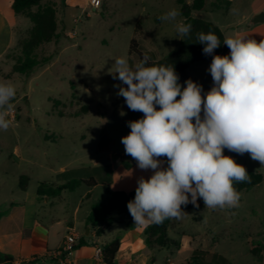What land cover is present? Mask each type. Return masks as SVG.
I'll return each instance as SVG.
<instances>
[{
  "label": "rangeland",
  "instance_id": "obj_1",
  "mask_svg": "<svg viewBox=\"0 0 264 264\" xmlns=\"http://www.w3.org/2000/svg\"><path fill=\"white\" fill-rule=\"evenodd\" d=\"M261 1L230 0L228 9L217 10L214 0H208L204 10L192 15L219 27L224 38H250L246 25L252 17L248 15ZM5 2L9 0H0V4ZM47 6L55 12L57 35L34 51L46 63L27 76L5 78L13 61L1 60L6 65L0 66V82H11L16 96L8 117L11 125L7 131L0 130V209L8 199H32L39 183L54 186L92 178L93 187L82 183L58 197H39L44 209L59 218L69 217L83 236L85 217L93 205L107 204L111 192L134 189L141 177L153 174L151 169H139L125 153L121 138L131 131L128 123L137 119L118 95L125 85L110 71L117 57H126L133 66L139 62L136 54L128 53L132 38L150 60L178 48L181 39L175 22L158 18L180 6L178 0H100L97 8L89 0H44L31 12ZM20 16L8 52L13 58L20 53L18 40L32 27ZM177 21L182 22L181 15ZM210 64L195 62L186 71L202 83L205 93L213 86ZM225 152L246 170L261 173L263 180L240 192L238 207L213 210L202 199L197 201L199 207L182 205L186 214L171 219L166 231L171 245L151 249L149 264H264V166L247 153ZM160 159L165 167L166 158ZM22 175L27 177L25 192L19 188ZM129 177L135 181L132 185L125 184ZM116 231L115 224L105 229L101 242L113 239Z\"/></svg>",
  "mask_w": 264,
  "mask_h": 264
},
{
  "label": "clouds",
  "instance_id": "obj_2",
  "mask_svg": "<svg viewBox=\"0 0 264 264\" xmlns=\"http://www.w3.org/2000/svg\"><path fill=\"white\" fill-rule=\"evenodd\" d=\"M230 11L235 12L236 9ZM179 9H170L158 19L175 22L180 39L192 25L178 22ZM203 53L212 55L208 71L213 86L206 93L191 79L178 82L173 65H152L145 55L134 66L126 57L114 61V79L131 111L143 113L130 121L131 131L121 138L125 153L141 170H153L141 177L135 197L127 203L134 224L145 228L166 219H180L182 205L206 208L238 207L240 193L234 182H251L246 168L224 150L250 155L264 166V40L259 43L244 35L225 37L228 55H213L221 40L213 32L197 34ZM16 88L0 82V130L11 125ZM179 97V99H177ZM161 157L166 158L163 167Z\"/></svg>",
  "mask_w": 264,
  "mask_h": 264
},
{
  "label": "trees",
  "instance_id": "obj_3",
  "mask_svg": "<svg viewBox=\"0 0 264 264\" xmlns=\"http://www.w3.org/2000/svg\"><path fill=\"white\" fill-rule=\"evenodd\" d=\"M11 9L15 15H24L32 24L31 29L24 39H20L17 45L20 48V53L15 58L10 57L7 53L4 58H10L13 63L10 68V72L5 75V78H9L12 75H24L27 76L33 72V70L46 63L47 59L39 60L34 53V51L41 45L51 42L56 38V22H55V12L52 7H44L41 10H36L31 12L33 7H38L39 4L44 0H10ZM208 0H191L190 3H186L183 0H178L180 6L179 11L182 17V22L185 24H191L192 29L188 36L183 37L180 40V45L178 48L168 53L165 57L158 60H149L148 65H173L176 73L179 76V83L182 87L186 86L185 81L188 79L202 85L200 81H197L189 77L186 73L187 69L195 62L201 61H212V55H205L203 53V44L198 43L197 34L200 32L208 33L209 31L215 33L221 40V45L218 47L213 55H228L227 45L223 43L224 35L221 29L214 24L198 19L192 14L196 11H202L205 9ZM215 9H228L230 6V0H214L213 3ZM138 27V24L136 25ZM129 55L136 54L139 61L144 57L137 49V42L134 38L130 41ZM125 87H127L125 85ZM203 87V85H202ZM179 99V97H177ZM136 119H141L143 113L135 112L133 113ZM224 155H227L224 150ZM228 156V155H227ZM167 163L165 161V167ZM251 176V182L237 183L234 182V187L240 193L244 190H249L259 184L263 180V175L258 172L248 171ZM22 182H25L24 184ZM27 177H19V188L25 191L27 188ZM86 184L87 186H95V181L90 178L89 180H70L64 184L46 186L45 183H39L36 188V195L38 197H56L60 195L62 191L68 190L73 191L80 184ZM135 189L128 192L123 190H115L111 192L107 204H96L93 205L91 211L86 217V226L96 230V235L100 236L102 231L99 227L104 224L105 227H109L112 222L111 215L117 213L121 217V221L125 224V227L129 230L135 229L137 226L134 224L133 218L130 215L127 203L134 199ZM171 219H166L161 224H153L147 228H143L142 237L144 244L148 248H167L171 245V241L167 238L166 231L169 227ZM83 245V241H79L75 248ZM120 238L117 236L109 243L105 244L101 248V255L104 264H115V256L119 250ZM74 248V249H75ZM196 250H194L195 252ZM207 254L208 252H203ZM4 261L11 262L8 256H3Z\"/></svg>",
  "mask_w": 264,
  "mask_h": 264
},
{
  "label": "crops",
  "instance_id": "obj_4",
  "mask_svg": "<svg viewBox=\"0 0 264 264\" xmlns=\"http://www.w3.org/2000/svg\"><path fill=\"white\" fill-rule=\"evenodd\" d=\"M261 12L264 13V0L250 11L248 17L251 18ZM17 17L21 16L13 13L10 0L5 2V5L0 4V66L4 64L1 60H4V56L13 48L15 27L21 21V18ZM246 27L250 29L248 31H251L250 39H254L258 43L264 40V22L253 24L250 20ZM133 183L135 181L132 177L125 181L126 185ZM119 190L128 192L132 189L120 188ZM20 191L25 192L26 190L20 189ZM2 203L3 207L0 209V264H21L22 262L30 264L29 261L33 257L46 260L51 253L62 247L68 234H74L77 243L80 240L83 241V245L76 247L68 257L77 264H97L93 258L95 250L102 248L117 236L120 238V245L115 256V264H149L151 260V249L153 248H148L144 244L142 237L144 227L127 229L117 213L111 215V225L115 224L117 227L116 236L103 243L100 240L103 231L111 225L99 227L103 231L100 236H97L96 230L86 226L84 222L82 236L77 233L76 224L69 217L59 218L51 210L44 209V201H41V198L36 195V189L32 199L28 201L26 199L19 201L8 199ZM28 205L31 208H28ZM3 256H8L11 262L4 261ZM47 264L59 263L55 259L48 261Z\"/></svg>",
  "mask_w": 264,
  "mask_h": 264
},
{
  "label": "built area",
  "instance_id": "obj_5",
  "mask_svg": "<svg viewBox=\"0 0 264 264\" xmlns=\"http://www.w3.org/2000/svg\"><path fill=\"white\" fill-rule=\"evenodd\" d=\"M99 4H100V0H89V5L94 8H97ZM103 227H105V225L101 224L100 228H103ZM76 244L77 242H76L75 235L68 234L64 239L62 247L59 250L51 253L48 256L49 257L48 259L40 260L38 257H33L31 258L29 262L30 264H47L48 261L56 259V261L59 264H77L75 261L70 260L68 258L71 252L74 250ZM93 258L97 264H104L102 260V255H101V248H97L95 250ZM168 264H174V263L169 261Z\"/></svg>",
  "mask_w": 264,
  "mask_h": 264
},
{
  "label": "water",
  "instance_id": "obj_6",
  "mask_svg": "<svg viewBox=\"0 0 264 264\" xmlns=\"http://www.w3.org/2000/svg\"><path fill=\"white\" fill-rule=\"evenodd\" d=\"M261 22H264V13H258L256 15H254L252 18H251V23L253 24H256V23H261ZM0 261H1V258H0ZM21 264H29L27 262H22Z\"/></svg>",
  "mask_w": 264,
  "mask_h": 264
}]
</instances>
